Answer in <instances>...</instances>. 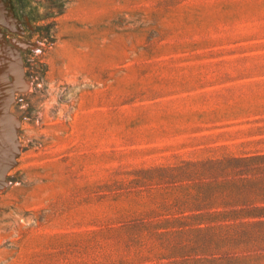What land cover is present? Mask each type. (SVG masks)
I'll return each instance as SVG.
<instances>
[{"label": "rangeland", "instance_id": "374dc122", "mask_svg": "<svg viewBox=\"0 0 264 264\" xmlns=\"http://www.w3.org/2000/svg\"><path fill=\"white\" fill-rule=\"evenodd\" d=\"M0 264H264V0H0Z\"/></svg>", "mask_w": 264, "mask_h": 264}]
</instances>
